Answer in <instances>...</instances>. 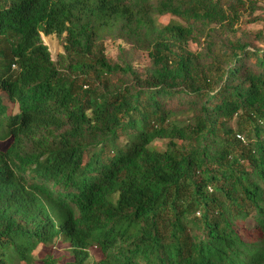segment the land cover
I'll use <instances>...</instances> for the list:
<instances>
[{
    "label": "trees",
    "instance_id": "1",
    "mask_svg": "<svg viewBox=\"0 0 264 264\" xmlns=\"http://www.w3.org/2000/svg\"><path fill=\"white\" fill-rule=\"evenodd\" d=\"M263 1L0 0V264H264Z\"/></svg>",
    "mask_w": 264,
    "mask_h": 264
},
{
    "label": "rangeland",
    "instance_id": "2",
    "mask_svg": "<svg viewBox=\"0 0 264 264\" xmlns=\"http://www.w3.org/2000/svg\"><path fill=\"white\" fill-rule=\"evenodd\" d=\"M262 7L264 9V1L262 2ZM254 16H262V21L258 23L249 24V23H246V18H243L241 20V23L237 26L235 37L234 38L232 37L231 39L233 40L237 39L239 42H246V43H250L253 45H258L259 41L257 39V33L264 32V13L262 14V12L258 11L254 14ZM171 19L172 18L168 16L163 17L162 23H166ZM48 37H52L54 41V45H56L55 48L52 45H47L41 36L43 43L48 47L52 60L56 61L58 54L63 53V48L61 46L60 41L54 35L48 36ZM188 48L192 52L200 51V48L198 46H195L192 44H190ZM116 54H117L116 43H109L108 48H107V55L114 59L116 57ZM133 59L138 61L141 64L146 62L145 55L139 52H135L133 54ZM153 146H157L159 149H161V147H163V143L158 140V141L153 142ZM48 250H49L48 248L40 246L38 250L36 251V253L34 254V258L36 260L42 258L48 252ZM66 250H67V247L65 245H61L57 247L55 249V256L61 257L62 254L66 252ZM96 256L97 255L95 254V252H92L91 260H89L86 264H91L90 261L97 258Z\"/></svg>",
    "mask_w": 264,
    "mask_h": 264
},
{
    "label": "bare ground",
    "instance_id": "3",
    "mask_svg": "<svg viewBox=\"0 0 264 264\" xmlns=\"http://www.w3.org/2000/svg\"><path fill=\"white\" fill-rule=\"evenodd\" d=\"M44 42L47 44V45H52L54 48L56 47V45H54V41L52 39V37H45V36H42Z\"/></svg>",
    "mask_w": 264,
    "mask_h": 264
}]
</instances>
